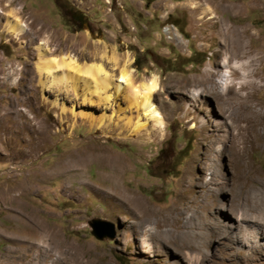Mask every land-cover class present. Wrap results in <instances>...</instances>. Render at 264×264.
Segmentation results:
<instances>
[{
  "label": "rangeland",
  "instance_id": "374dc122",
  "mask_svg": "<svg viewBox=\"0 0 264 264\" xmlns=\"http://www.w3.org/2000/svg\"><path fill=\"white\" fill-rule=\"evenodd\" d=\"M11 9L28 32L6 33ZM0 12V191L23 187L9 205L0 198V264H30L36 248L27 241L42 227L88 264H186L177 241L196 228L205 235L195 238L203 245L197 264H264V248L234 241L244 232L233 218L264 213V0H0ZM43 42L49 57L71 54L81 64L114 54L115 74L128 58L136 87L157 76L152 100L162 128L130 106L129 88L102 103L71 86H43L36 65ZM225 60L229 67L248 61L242 72L262 88L241 90L251 92L246 104L232 96L221 113L206 90L220 91ZM137 117L145 123L139 134L122 129ZM87 153L122 159L118 188L152 213L140 220L100 192L112 185L103 178L105 162L90 159L81 179L58 170L69 156ZM93 219L106 221L113 236L95 238ZM212 220L231 225L229 235L212 236ZM19 248L23 256L13 251Z\"/></svg>",
  "mask_w": 264,
  "mask_h": 264
},
{
  "label": "bare ground",
  "instance_id": "6f19581e",
  "mask_svg": "<svg viewBox=\"0 0 264 264\" xmlns=\"http://www.w3.org/2000/svg\"><path fill=\"white\" fill-rule=\"evenodd\" d=\"M17 13L18 12H16V9H11L7 14H4L5 16L4 28L7 34L20 35L23 32H28L26 24L22 23L21 19L17 16ZM212 17L213 16H210V18ZM29 31L31 32V30ZM173 35L175 38L177 39L179 38L175 35L174 32ZM49 51L50 49L46 46L44 42L39 43V45L37 46L39 62L36 65H37L38 73L40 75V83L43 86L47 88H50L51 86H57V87L71 86L72 88L71 90L74 91L80 90L79 93L84 97L87 98L96 97L102 103H108L113 96L120 93V91L129 88L133 91L132 93L133 95L131 96V98H129L130 106L135 107L136 110H140L141 113L147 119L152 120V122L157 127L162 128V118L160 117L161 115L157 111L156 109L157 107H155V104L153 103L152 100L153 94L158 90L157 76L153 75L152 77L148 78L145 83L143 84L139 83L140 85L136 87L133 85L131 71L126 67L131 62L130 59L128 58H126L124 65L120 67L118 69V72L115 74L113 71L116 70L117 67H115L116 56L114 54H111L110 56L107 55L106 57L100 59L97 62H92L89 64H84V63L81 64L78 63L74 55L68 54V55H63L59 58L52 56L49 57L50 55V54L48 55ZM233 53L236 55L238 51L235 50ZM247 62L248 61H240V62L234 61L231 64V67H229L228 61L226 62L225 60V62L222 63L223 65L222 67L224 68V70L221 72L220 79L218 81L220 91H216L212 86H210L209 89L206 90V93L208 95L216 97L217 100L220 102L218 108H220L221 113H225L224 107L229 106L231 104V99H234L232 96L236 98V102L239 104V106L242 104H246L247 99H249L248 97L251 96L250 95L251 92L240 95L241 90L245 88H250L251 90L259 89L260 86L251 80H247V76L244 73V70L242 72V69L247 65ZM106 63L111 64V66L108 65L109 67H107L105 65ZM234 63L238 64L239 66L233 67ZM225 68L227 70H225ZM229 68H235L238 69V71L241 70L240 71L241 77L238 80H234L230 74ZM71 70L76 71L78 73V76L76 78L72 79L71 77L69 78L66 76L67 73L68 74L71 73ZM261 88L262 87H260V89ZM228 94H231V97ZM198 97H200V92L198 90L193 91L191 96L192 100L194 101ZM254 114H255L254 117H258L260 115V113L259 115L257 113ZM104 119H105L104 117H101L98 120L100 126H104ZM130 120L131 119H128L126 121L125 126L122 129L131 130L134 134H139L141 130L145 129V123H141L138 117L137 120L133 123H131ZM216 123L217 122H215V124ZM105 154L98 153L97 155L94 156L93 154L87 153V154L69 156L67 160H65V162L61 163V165L58 167V170L61 169L62 172H66L72 169V171L75 172L74 175L72 176L76 179H81L83 167L90 159L94 158L98 162L107 163L110 172L108 174H104L103 178H105L104 180H108L112 185L111 187H109L110 191L100 190V192L104 194L106 198L118 201L120 202V205H124L126 208L134 211V214L136 213L137 215H139L140 220L144 219L145 217H147L149 214L152 213V210L146 207L144 202L138 196L134 195L133 193H130L126 189L118 188L119 185L117 186V181H118L117 175L118 173L123 171L125 166L123 160L118 157H113V156L110 157ZM2 189L0 191V198L4 201V203H7L9 205L13 203V197L11 194L17 191L16 189L22 190L23 187L14 186L12 188L6 187L3 190ZM120 205L116 204V206H120ZM120 212H122V208ZM233 218L235 220L236 227L240 228L244 232L242 234L243 236L235 235L234 241L240 244H243L244 242V246H247V243L249 242L250 246H252L251 248L252 250L255 248L263 249L264 248V213L262 212L261 215L259 214V216L249 217L244 212H238L235 214ZM222 226L224 227V229ZM231 228H232L231 225L224 226L221 225L218 221L212 220V224H211L212 236L225 237L226 234L229 235L228 232H230L229 230ZM202 232L203 231L202 230L200 231V228H196L193 235L189 236L188 239H185L184 236V238L182 237L180 238L179 241H177L178 242L177 246L179 248L186 249V252H184V256L187 259L186 264L198 263L200 250L203 245L201 243H198L195 240V238L202 237L203 236ZM6 233L10 235L11 234L14 235L12 231ZM35 236H36L35 239L32 238L31 240L27 241V244L29 245L28 246L29 249H33L32 246H35L34 248H36L35 258L29 260L28 263L44 264L46 259L50 257L51 254L54 252L57 255L55 256L52 264L59 262L61 263L63 261H68L69 264H88V263H83L78 258L77 253L75 251L72 252L70 246L69 247L67 246V248L63 250L61 248V244L59 243L56 244L55 242H52V237L54 236V234L49 229L42 227L39 229V232L35 233ZM241 237L243 238L242 242H241ZM147 246H148L147 252L151 253L155 251L153 247L150 246L148 243ZM22 250L23 248H19V250H13V251L18 253L20 251L19 254L23 256Z\"/></svg>",
  "mask_w": 264,
  "mask_h": 264
},
{
  "label": "water",
  "instance_id": "95a60500",
  "mask_svg": "<svg viewBox=\"0 0 264 264\" xmlns=\"http://www.w3.org/2000/svg\"><path fill=\"white\" fill-rule=\"evenodd\" d=\"M107 223L104 220L101 219H93L89 222V226L91 228V234L101 240L105 237L111 238L113 236L112 233L106 232L105 229L103 228L106 226Z\"/></svg>",
  "mask_w": 264,
  "mask_h": 264
},
{
  "label": "built area",
  "instance_id": "2783aa9c",
  "mask_svg": "<svg viewBox=\"0 0 264 264\" xmlns=\"http://www.w3.org/2000/svg\"><path fill=\"white\" fill-rule=\"evenodd\" d=\"M173 30V27L172 26H165L164 29H163V33L164 34H170V32Z\"/></svg>",
  "mask_w": 264,
  "mask_h": 264
},
{
  "label": "trees",
  "instance_id": "16d2710c",
  "mask_svg": "<svg viewBox=\"0 0 264 264\" xmlns=\"http://www.w3.org/2000/svg\"><path fill=\"white\" fill-rule=\"evenodd\" d=\"M75 13V12H74ZM70 19H73V20H75L76 21V16H73V18H72V16L70 15ZM78 20V19H77Z\"/></svg>",
  "mask_w": 264,
  "mask_h": 264
},
{
  "label": "clouds",
  "instance_id": "9594fccd",
  "mask_svg": "<svg viewBox=\"0 0 264 264\" xmlns=\"http://www.w3.org/2000/svg\"><path fill=\"white\" fill-rule=\"evenodd\" d=\"M238 66H239L238 64H235V63L233 64V67H238Z\"/></svg>",
  "mask_w": 264,
  "mask_h": 264
}]
</instances>
